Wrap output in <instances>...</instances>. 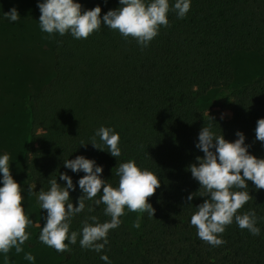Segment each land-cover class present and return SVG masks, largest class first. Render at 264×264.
I'll use <instances>...</instances> for the list:
<instances>
[{
  "label": "trees",
  "instance_id": "trees-1",
  "mask_svg": "<svg viewBox=\"0 0 264 264\" xmlns=\"http://www.w3.org/2000/svg\"><path fill=\"white\" fill-rule=\"evenodd\" d=\"M96 6L101 17L120 7L118 0H93L92 9ZM168 21L144 49L103 24L87 39L58 35L52 45L53 78L27 96L30 137L22 160L24 184L34 192L47 191L48 181L55 178L63 186L62 173L75 184L84 174H73L63 163L77 156L102 166L101 178L113 187L118 186L116 168L128 160L157 176L160 187L147 198L153 218L137 213L138 229L131 230L123 215L121 225L108 233L102 253L81 249L79 237L65 252L52 249L74 264H104L102 254L111 264H264V189L248 182L244 190L252 199L237 212L254 211L260 235L241 230L234 220L221 235L226 243L211 247L189 224L206 197H200L202 189L188 171L196 157L203 158L195 144L199 131L208 126L228 142L237 139L236 132L243 133L249 154L264 159V146L254 132L257 120L264 118V77L233 93L227 121L201 120L197 109L203 95L232 81L233 54L258 49L264 57V0H191L185 18L177 19L170 10ZM101 126L119 133L120 157L89 144ZM36 128L41 131L38 139L32 133ZM80 195L79 190L70 192L74 207ZM32 196L43 216L46 210L40 211ZM85 204L72 218L70 232L79 231L89 216L101 223L110 219L104 205L89 213L92 202Z\"/></svg>",
  "mask_w": 264,
  "mask_h": 264
},
{
  "label": "clouds",
  "instance_id": "clouds-1",
  "mask_svg": "<svg viewBox=\"0 0 264 264\" xmlns=\"http://www.w3.org/2000/svg\"><path fill=\"white\" fill-rule=\"evenodd\" d=\"M118 3L120 7L101 17L99 6L82 10L81 4L75 0H37L38 25L49 37L69 34L73 39L81 40L98 32L103 24L109 30L117 31L125 41L131 38L144 49L159 34L161 27L169 25L170 10L176 13L177 19H183L191 7V0H174L171 9L169 0H118ZM3 16L9 23L20 19L15 8ZM254 132L255 139L264 146V118L257 120ZM235 135L237 139L228 142L222 135H215L211 126L203 127L195 144L203 158L196 157V163L188 168L191 177L199 183V190L202 189L200 197H206L195 207L189 224L196 229L197 238L211 247L226 243L221 235L234 220L238 228L246 229L253 236H259L261 231L254 211L242 215L237 212L252 199L244 190L248 188V182L257 190L264 189V159L249 154L243 133L236 132ZM89 144L104 152L106 148L111 157L121 156L119 133L111 127H99ZM9 160V154H0V255L4 256L5 264H9L8 254L12 249L16 254L23 252V245L30 238L26 228L33 224L22 205L21 187L10 174ZM63 167L73 174L84 175L74 184L71 176L62 173L59 180L64 182L63 186L55 178L48 181L50 187L47 191L34 192L31 186L27 188L29 195H36L40 211L46 210L41 216L44 224L40 226L38 240L55 252L67 251L79 237L81 249L102 253L108 244V233L121 225L120 217L125 215V208L129 212L148 213L153 218L154 209L147 198L160 187L159 180L152 172L139 168L134 160L120 163L116 168L115 175L119 178L116 187L101 178L103 168L94 160L77 156L65 160ZM77 190L81 195L74 207L69 202L70 192ZM98 194L99 199H96ZM192 199V195L187 197L189 202ZM86 201L92 202L89 213L104 205L103 213L110 219L101 223L96 216H89L79 231L70 232L72 218L85 210ZM133 227L138 229L139 221ZM23 258L29 264L35 262L31 253H25ZM100 259L104 264H111L107 255H100Z\"/></svg>",
  "mask_w": 264,
  "mask_h": 264
},
{
  "label": "rangeland",
  "instance_id": "rangeland-1",
  "mask_svg": "<svg viewBox=\"0 0 264 264\" xmlns=\"http://www.w3.org/2000/svg\"><path fill=\"white\" fill-rule=\"evenodd\" d=\"M75 2L81 4L82 10L92 9L93 0ZM36 5L37 0H0V151L10 156V174L21 187L25 214L33 220V224L26 228L30 238L23 245V252L16 254L12 249L8 254L9 264H29L23 258L25 253L35 257L34 264H74L66 260V254L58 255L36 240L37 230L43 224L23 179L22 160L30 137L27 96L32 88L37 92L53 78L52 45L58 37V34L49 37L41 32L38 25L40 12ZM12 8L20 17L15 23H9L3 16ZM231 68L233 78L227 87L213 88L198 100L201 120L227 121L231 117L233 93L248 82L264 77V57L258 49L240 51L232 55ZM32 133L35 139L41 136L39 128ZM124 220L131 230H135L133 224L137 222V212L125 208ZM0 264H5L3 255H0Z\"/></svg>",
  "mask_w": 264,
  "mask_h": 264
}]
</instances>
